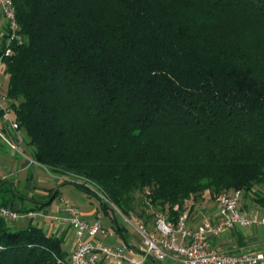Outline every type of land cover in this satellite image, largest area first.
<instances>
[{
    "label": "trees",
    "instance_id": "trees-1",
    "mask_svg": "<svg viewBox=\"0 0 264 264\" xmlns=\"http://www.w3.org/2000/svg\"><path fill=\"white\" fill-rule=\"evenodd\" d=\"M13 2L5 96L39 166L140 222L264 185V0ZM26 198L0 181V207ZM9 223L0 264H70L62 240Z\"/></svg>",
    "mask_w": 264,
    "mask_h": 264
},
{
    "label": "built area",
    "instance_id": "built-area-1",
    "mask_svg": "<svg viewBox=\"0 0 264 264\" xmlns=\"http://www.w3.org/2000/svg\"><path fill=\"white\" fill-rule=\"evenodd\" d=\"M0 13L6 24L4 35L7 48L4 56H10L11 44L15 40L21 41L17 34L19 24L13 0H0ZM2 60L3 57L0 58V120L4 127L13 130L16 134V140L5 139V142L14 152L22 154L20 146L25 144V137L12 117L5 96V88L1 82ZM31 162L38 165L34 159ZM76 183L82 184L83 181L76 179ZM100 197L104 203H109L103 195ZM243 197L242 190L227 191L218 195L215 202L219 221L213 223L207 218L196 229L189 226L188 211L176 221L160 215L155 221L154 230H149L140 222L137 215L125 216L112 206L121 216L123 224L139 235L142 244L138 255L124 246L107 244L105 240L112 238L114 231L106 228L99 217L91 222L82 219L79 207L71 199L62 197L60 199L62 211L66 214V220L75 237L69 262L70 264H147L149 257H153L159 262L172 259L178 264H264V251L228 255L210 249V237L218 236L226 230L250 225L251 221L240 212ZM0 215L10 221L20 217L18 212L3 207H0Z\"/></svg>",
    "mask_w": 264,
    "mask_h": 264
},
{
    "label": "crops",
    "instance_id": "crops-1",
    "mask_svg": "<svg viewBox=\"0 0 264 264\" xmlns=\"http://www.w3.org/2000/svg\"><path fill=\"white\" fill-rule=\"evenodd\" d=\"M5 20L0 13V50L6 45L5 39ZM1 82L6 88L8 77L4 74V66H2ZM5 139L16 140V134L13 130L4 127L0 120V181L10 182L15 185V188L27 198L14 204V209L19 214L16 221H10L16 229H26L30 226L38 227L49 235L62 240L63 251L70 256L72 253L75 237L74 233L66 220V214L62 211L60 199L62 197H70L61 193L65 187H76L74 182L65 181L57 175L50 174L51 178L42 177V171H47L39 165L32 164V151L25 143L20 146L22 154L14 152ZM65 184V185H64ZM63 185V186H62ZM62 186L59 197L51 204H47L46 197L49 191ZM71 195L74 194L78 199L73 200L78 205L81 211L82 219L86 221H94L96 218H101L104 226L114 231V236L106 239L105 242L111 246L126 247L135 255L139 254L141 248V239L139 235L129 227H126L121 216L116 215L111 209H105L101 203L95 205V202L90 198L81 197L71 189ZM88 195V194H87ZM73 196V195H72ZM39 204L42 208L32 210L35 205ZM22 209L32 210L29 213H23ZM190 219L189 226L193 229L201 226L207 218L213 223L219 221L217 216L216 202L209 199L197 204L193 209L188 210ZM240 212L247 216L251 221L250 225L245 228H237L235 230H226L218 236L210 237V249L228 255H237L246 252L264 251V185L254 189L253 193L245 196L240 204ZM122 226V232H116L114 225L116 222ZM146 221V222H145ZM145 226L149 230H154L155 222L149 219L143 220ZM147 264H178L175 260L168 259L164 262H159L154 259H148Z\"/></svg>",
    "mask_w": 264,
    "mask_h": 264
},
{
    "label": "rangeland",
    "instance_id": "rangeland-1",
    "mask_svg": "<svg viewBox=\"0 0 264 264\" xmlns=\"http://www.w3.org/2000/svg\"><path fill=\"white\" fill-rule=\"evenodd\" d=\"M3 76V75H2ZM42 174H43V176L42 177H45V178H47V179H50L51 178V176H50V172H48V171H42ZM63 180H65V181H72V182H75L76 183V179H74V178H72V179H69V178H62ZM83 187H86V188H89V189H91V190H95V189H92V187H90V186H86V185H83ZM66 189H64L63 191H61V193H63V194H65V195H68V196H70V197H72V198H70L75 204H76V202L73 200V198L75 199H78L74 194H72L71 195V191H68L67 189L69 188V189H71V190H73L75 193H77L79 196H81V197H86V198H90L91 200H93V202H95V205L97 204V205H99L100 207H101V202H100V200H98L97 198H95L94 196H91V195H87V193H84L83 191H81V189H79V188H77V187H73V186H68V188H67V186L65 187ZM99 197H100V195L99 194H97ZM245 197V196H244ZM244 197H243V199H244ZM69 198V197H68ZM79 200V199H78ZM80 201V200H79ZM77 205V204H76ZM78 206V205H77ZM12 221H16V219L15 220H12ZM156 220H152V222H155ZM10 225L12 224L11 222L9 223Z\"/></svg>",
    "mask_w": 264,
    "mask_h": 264
},
{
    "label": "water",
    "instance_id": "water-1",
    "mask_svg": "<svg viewBox=\"0 0 264 264\" xmlns=\"http://www.w3.org/2000/svg\"><path fill=\"white\" fill-rule=\"evenodd\" d=\"M64 185H65V184H64ZM62 186H63V185H62ZM62 186H60V187H58V188H56V189L54 190V192L52 193V195H51V197H50L48 203H51V202L55 199L57 192L62 188ZM14 191H16V190L14 189ZM81 191H83L84 193H87L88 195L94 196L95 198H97L98 200H100L101 203H104V201L101 199V197H99L96 193L91 192V191H87V190H84V189H81ZM126 246H127V248H131V247L128 246V245H126ZM131 249H132V248H131ZM149 259H154V258H153V257H149ZM154 260H155V259H154Z\"/></svg>",
    "mask_w": 264,
    "mask_h": 264
}]
</instances>
